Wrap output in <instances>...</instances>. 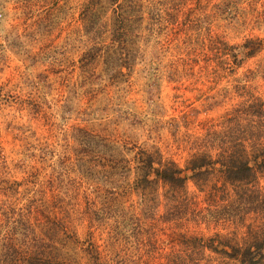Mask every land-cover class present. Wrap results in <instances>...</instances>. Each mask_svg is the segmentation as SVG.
Wrapping results in <instances>:
<instances>
[{"label":"rangeland","instance_id":"1","mask_svg":"<svg viewBox=\"0 0 264 264\" xmlns=\"http://www.w3.org/2000/svg\"><path fill=\"white\" fill-rule=\"evenodd\" d=\"M128 1L143 17L123 26ZM162 8L176 19L160 25ZM212 37L227 48L208 51ZM258 100L264 0H0V210L24 218L45 264H242L233 249L264 239V169L236 187L222 140ZM142 153L186 184L136 186ZM111 156L124 166L98 159ZM185 235L218 236L220 254Z\"/></svg>","mask_w":264,"mask_h":264},{"label":"trees","instance_id":"2","mask_svg":"<svg viewBox=\"0 0 264 264\" xmlns=\"http://www.w3.org/2000/svg\"><path fill=\"white\" fill-rule=\"evenodd\" d=\"M124 4L120 5V8L118 10L119 14H117L121 25L124 26L125 23H132L130 19H133L135 15L137 16L136 19H140L141 17H143L140 14V4H137V2L135 1H128L126 5H130L127 7ZM160 5L164 6V4ZM172 7L177 8L174 6ZM125 8L131 9L126 10ZM168 8H170V6ZM125 12L130 13L126 14ZM154 12L156 13L154 19L160 25L168 22L167 20L169 19H176L172 12L170 13L168 11L166 13V10H164L163 8L158 9ZM204 46L208 51L217 49L218 46H222L224 49L227 48L225 42L219 37H212V39L209 40L208 43H206ZM253 51H255V48L253 49ZM251 107L253 108V106ZM254 107L256 108V110L254 111V117L249 122L251 127L242 130L238 135L235 130L236 137L230 145L228 144V142L222 140L224 146L222 152L227 157L226 161L222 164V166L224 167V171L222 173L223 175H225V179L227 175V178L231 181V183H233L238 188H241L243 185L248 188L251 181L253 179H256L257 173L264 169V102L258 100L256 101ZM260 124L261 126L259 127H261V129H257L256 126ZM238 125L239 124L237 122V126ZM114 146H119V144L116 143L114 144ZM107 148L113 152H116L114 149H111L109 147ZM230 151H234V154L232 155L228 153ZM102 158H104L103 160H105L110 165H119L117 167L122 166L126 161L124 159L118 160V158L114 156H111L109 158L99 157L98 159ZM227 160H229V162ZM156 163L157 162H155L154 157L151 154L146 153H142L141 156L140 154H137L136 159L132 161L130 160L128 162V169L136 173L137 177H135L134 179V183L136 184V186H140L143 189H149L150 187L148 186H151L152 184V182L150 181V177L155 174L160 175L163 179L175 185L181 182L183 184H186L188 176L181 177L180 175H182L183 173L182 170L176 169L172 166L175 163L171 164V166H168L166 164L158 162L159 168H155ZM121 170L126 171L125 168H121ZM109 182H113V180H110ZM144 186H146V188H144ZM107 207H109V205H107L106 208ZM4 208L8 209L7 206H5ZM13 216L14 213L10 214L9 211L4 212L0 210V264H14V262H16L17 260H23L19 257L18 253L15 252L16 247L14 246V241L17 240L18 237V230L19 228L23 227L25 228V231L23 233V242L26 249H23L20 246L19 249H22L27 253L21 254L24 258L25 264H45L46 253L44 251V246H36L39 245L36 243V240L29 237L30 228L27 226L24 218H22L20 215H18L17 218H13ZM17 220H20L18 226L19 228L17 227ZM186 236L187 235L182 237L187 239V241L189 242V246H192L194 244L199 248L205 249V251L210 250L213 253H219L220 247L222 246L220 240L218 239V236L208 240H206L204 237ZM174 242V240L171 241V243L173 244ZM140 244V246H142L143 241ZM152 245L155 246L154 243ZM176 247L172 248L175 250ZM190 251H192L194 255L198 256L193 250ZM263 251L264 239L258 240L257 242L250 244L246 248H234L231 255L237 258L239 257L242 264H261L264 259ZM163 258L166 260V256H164ZM193 264L205 263L203 262L202 258L198 257L194 258Z\"/></svg>","mask_w":264,"mask_h":264}]
</instances>
